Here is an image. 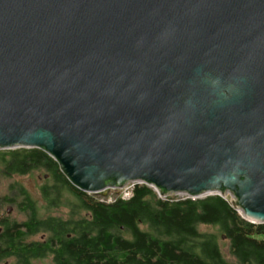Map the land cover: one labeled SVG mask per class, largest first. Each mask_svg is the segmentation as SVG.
<instances>
[{"label":"water","instance_id":"1","mask_svg":"<svg viewBox=\"0 0 264 264\" xmlns=\"http://www.w3.org/2000/svg\"><path fill=\"white\" fill-rule=\"evenodd\" d=\"M18 147L85 193L228 195L264 223V0H0V150Z\"/></svg>","mask_w":264,"mask_h":264},{"label":"trees","instance_id":"2","mask_svg":"<svg viewBox=\"0 0 264 264\" xmlns=\"http://www.w3.org/2000/svg\"><path fill=\"white\" fill-rule=\"evenodd\" d=\"M43 170L53 183L41 187L45 202L52 206V196L68 191L77 196L83 215L69 219L39 217L35 202L22 188L14 197H2L0 206L12 204L21 221L4 216L0 225L29 227L49 233L53 226H82V237L67 239L61 236V257L71 258L75 264H232L221 251L222 236L229 254L236 264H264V224L244 220L229 203L217 194L202 198H159L146 185H136L129 199L116 197L112 201L98 194L82 192L73 187L60 172L57 163L37 148L18 147L0 150V173L5 177L30 174ZM14 187L11 190H15ZM10 191V190H9ZM82 196V198H79ZM102 199V200H101ZM82 200V201H81ZM201 226L214 231H202ZM81 232L77 231L76 234ZM14 234L12 239L0 240V248L7 258L8 249H23L18 258H32L28 244ZM49 235V234H48ZM46 249L49 241L46 238ZM39 245L43 243L39 242ZM18 255V254H17ZM19 264H30L20 263Z\"/></svg>","mask_w":264,"mask_h":264},{"label":"rangeland","instance_id":"3","mask_svg":"<svg viewBox=\"0 0 264 264\" xmlns=\"http://www.w3.org/2000/svg\"><path fill=\"white\" fill-rule=\"evenodd\" d=\"M53 182L48 179L47 175L43 170H36L30 174L25 175H13L10 177H5L0 173V200L2 197L10 194V197H14L16 194V188L22 187L31 199L35 202L37 212L39 217H56L60 219H69L71 217V213L74 211L73 217H76L80 214L83 215L82 210L77 209V205L74 204V199L71 196L70 192L62 191V196L59 198L61 203L57 207L49 206L42 196L41 187L45 185H50ZM12 187H16L15 190H11ZM10 190V191H9ZM118 192L116 190H108L106 196L108 195H116ZM59 196V195H58ZM105 196V197H106ZM204 195H202L203 197ZM173 197H179V195H174ZM10 207V217L17 221H21L24 217L20 213L16 212V209L12 204H5L2 207V211L5 212L6 208ZM12 207V208H11ZM200 230L202 231H214L211 227L201 226ZM41 234L38 235L37 238L40 237ZM221 251L225 258L231 262L232 264H236L234 258L229 254L227 243L225 242V238H222ZM1 264H16L14 261L9 260L7 263ZM35 264H50L49 259L35 261Z\"/></svg>","mask_w":264,"mask_h":264},{"label":"flooded vegetation","instance_id":"4","mask_svg":"<svg viewBox=\"0 0 264 264\" xmlns=\"http://www.w3.org/2000/svg\"><path fill=\"white\" fill-rule=\"evenodd\" d=\"M62 196L60 194L56 197L52 196V207H57L61 200L59 198ZM74 204L77 205V209L79 208V205H82L80 200L77 198V196L72 195ZM79 198H82V196H79ZM82 201V200H81ZM2 207L0 206V221L4 220V216L9 215L10 213V207L6 208L5 212L2 211ZM12 208V207H11ZM63 220V219H62ZM81 232L80 234H76V232ZM18 232H24L20 236V238H24L25 243L28 244L27 251L32 255V258H18V256L21 254V251L23 249L20 248H14L13 246L7 248L10 254L7 258H0V264L1 263H7L9 260L14 261L16 264L21 263H30L35 264V261H41L45 259H49L50 264H75L71 258H67L66 255L61 257L59 255V251L62 249V244L60 243L61 236H56V233L58 232H64L65 238L72 239V238H79L82 237V226H70L68 229H66L63 226H53L50 231L49 235L47 233L40 232L39 230L35 228H29V227H5L0 225V240L5 238L12 239L14 234ZM40 235L39 238L38 235ZM46 238L48 239L49 246L47 248V251H44L46 249L47 245ZM39 242L43 243V245H39ZM3 249L0 248V256L4 253L2 252ZM18 254V255H17Z\"/></svg>","mask_w":264,"mask_h":264},{"label":"built area","instance_id":"5","mask_svg":"<svg viewBox=\"0 0 264 264\" xmlns=\"http://www.w3.org/2000/svg\"><path fill=\"white\" fill-rule=\"evenodd\" d=\"M136 185H146V186L150 187L152 190H154L157 193V191L152 186L147 185L145 182H143V181H133V182H130L128 185H126V187H124V188L111 189V190H116L118 192L116 195H113V196L112 195H108L106 197L105 196H101V198L102 199L103 198H107L108 201H112L116 197H120L121 199H124V200L129 199L132 196L133 189H134V187ZM157 195H158L159 198H162V199H166L167 197L177 198V199H181V198L196 199V197H191V196H189L187 194H183V193H175V194L168 195L167 197L160 196L158 193H157ZM174 195H179V197H173ZM204 196H207V195H204ZM199 198H202V196L199 197ZM225 198H228V201H229V196L228 195ZM256 224H259V223H256ZM260 224H264V223H260Z\"/></svg>","mask_w":264,"mask_h":264},{"label":"bare ground","instance_id":"6","mask_svg":"<svg viewBox=\"0 0 264 264\" xmlns=\"http://www.w3.org/2000/svg\"><path fill=\"white\" fill-rule=\"evenodd\" d=\"M111 190V189H110Z\"/></svg>","mask_w":264,"mask_h":264}]
</instances>
